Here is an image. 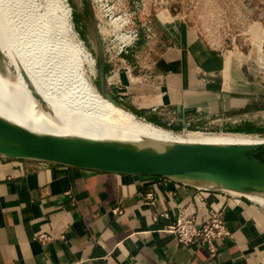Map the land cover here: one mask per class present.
I'll use <instances>...</instances> for the list:
<instances>
[{"label": "crops", "instance_id": "0c3cea01", "mask_svg": "<svg viewBox=\"0 0 264 264\" xmlns=\"http://www.w3.org/2000/svg\"><path fill=\"white\" fill-rule=\"evenodd\" d=\"M73 4L84 13L80 1ZM153 28L161 47L148 69L130 58L132 74L123 69L112 88L106 84L125 109L169 129L175 113L185 128L259 110L260 100L249 102L264 98V80L247 67L256 60L209 46L169 8L154 15ZM232 54L242 59L240 72L228 66ZM229 194L0 156V264H264V207ZM116 206L122 215L113 213ZM211 209H224L233 236L215 256L168 232L182 213L201 225Z\"/></svg>", "mask_w": 264, "mask_h": 264}, {"label": "bare ground", "instance_id": "6f19581e", "mask_svg": "<svg viewBox=\"0 0 264 264\" xmlns=\"http://www.w3.org/2000/svg\"><path fill=\"white\" fill-rule=\"evenodd\" d=\"M66 1L0 0L1 119L40 135L104 142H264L248 135L170 132L113 104L92 84L87 68H94L95 63L74 35ZM261 49L260 44V52ZM239 64L241 60L236 63L237 68ZM185 182L216 188L209 182ZM225 192L264 205V195Z\"/></svg>", "mask_w": 264, "mask_h": 264}, {"label": "rangeland", "instance_id": "374dc122", "mask_svg": "<svg viewBox=\"0 0 264 264\" xmlns=\"http://www.w3.org/2000/svg\"><path fill=\"white\" fill-rule=\"evenodd\" d=\"M76 1H80L83 4L84 13L82 14H85V24L87 23V28L80 25V23H84V21L77 16L78 10L73 4L74 0H67L66 5L71 12V26L74 35L78 38L85 52L95 63L94 68H87L92 84L95 88L98 87L99 70L102 65L105 67V72L109 73L108 76L113 83L116 79L115 76L110 73L114 72L115 69L119 67L124 69L122 64L116 61L106 64L105 57L107 55L103 53L101 56L99 49V44H107L109 38L110 40H113L112 35L115 29V20L120 17L124 21L132 19L135 22V25L140 32V40L137 43V47L130 55H123L122 57L127 61L128 59L133 58V60L137 62V65H141V62L143 63V66L148 69L147 67L151 65L149 59L156 55L157 52L160 51L158 50L160 49L159 47H161L160 44H155L156 33L153 28V17L158 11L166 8L172 9L175 14L182 16L184 20L197 30L198 36L201 40L209 46L223 50L226 55H229V52L239 51L244 55L250 56L251 60H256L255 64L252 63L247 65V67L249 69L251 68L250 70L256 78L264 80V47H262L263 52L262 49L260 52V44H264V0ZM69 2L71 6L69 5ZM75 16H77V19ZM160 16L165 20L164 14H161ZM77 32L79 33L80 38ZM135 52L137 53L135 54ZM230 56L231 57L228 59V66L231 65V68L234 71L239 72L240 68H237L236 63L238 60L240 61L242 59L236 54ZM138 58L141 61H139ZM233 62L235 63L233 64ZM147 75V73L143 74L144 80L147 78ZM97 89L100 91L99 88ZM62 99H64V97L60 100ZM255 100H260L257 105L259 110L255 112H249L246 114L233 113L229 116L220 117L215 122L206 121L204 123H193L192 121V124L187 130L182 127L180 131H168L181 134L190 131L211 135L235 134L231 131L232 126L237 125L238 127L243 124H248L252 130V134L248 136L259 138L260 140L264 139V98H249L251 104ZM118 102L123 106L120 101ZM230 110H237V108L235 107V109ZM136 116L138 119L145 121L141 116ZM172 117L176 120L174 128L177 129L179 123L176 113ZM238 196L241 197L240 195H235V197ZM260 205L264 207V205Z\"/></svg>", "mask_w": 264, "mask_h": 264}, {"label": "water", "instance_id": "95a60500", "mask_svg": "<svg viewBox=\"0 0 264 264\" xmlns=\"http://www.w3.org/2000/svg\"><path fill=\"white\" fill-rule=\"evenodd\" d=\"M77 16L86 22L82 13L77 12ZM99 49L102 56V44ZM106 84L102 65L100 92L113 104L122 106L106 90ZM0 156L108 174L166 177L182 183L209 182L222 191L264 195V142L228 145L104 142L40 135L0 118Z\"/></svg>", "mask_w": 264, "mask_h": 264}, {"label": "built area", "instance_id": "2783aa9c", "mask_svg": "<svg viewBox=\"0 0 264 264\" xmlns=\"http://www.w3.org/2000/svg\"><path fill=\"white\" fill-rule=\"evenodd\" d=\"M114 25L115 29L112 35L113 40H110L109 38L107 44H103L104 53L107 55L105 57V62L107 64L116 61L122 64L124 69L127 70L129 74H132L130 64L122 56L130 55L131 52L137 47V43L140 40V32L132 19L124 21L119 17L115 20ZM78 36L80 38L79 33ZM122 70L123 69L119 67L110 74H113L115 79H118ZM108 75L109 73H106V81L108 86L112 88L115 83L111 82ZM190 125L191 123H185V130H187ZM153 178L164 184L179 182L166 177ZM198 190L201 191L202 189ZM229 195L231 196V194ZM233 196L234 195H232V197ZM147 197L149 200H151L153 199V194L150 193L147 195ZM198 197L201 198V194ZM113 213L115 215H122L123 210L120 206H116L113 210ZM167 230L168 232L172 233L176 237L177 241L183 246L205 248L212 256L217 254L219 250V244L228 242L233 238L227 222L225 221L224 209L209 210L206 220L201 225H198V221L194 215L182 213L178 216L173 224L168 226ZM42 238L47 240L45 236Z\"/></svg>", "mask_w": 264, "mask_h": 264}, {"label": "trees", "instance_id": "16d2710c", "mask_svg": "<svg viewBox=\"0 0 264 264\" xmlns=\"http://www.w3.org/2000/svg\"><path fill=\"white\" fill-rule=\"evenodd\" d=\"M75 18L77 19V16H75ZM97 86H98L97 88H99V81H98ZM133 114H135V113H133ZM147 122L152 123V124H154L156 126H160V127L164 128L166 130H179L180 131L182 129L181 127H178L177 129H175V128L174 129H169V128H166L165 126H163V125H161V124H159L157 122H152V121H147ZM231 131H232V133H235V134H244V135H251L252 134V130L250 128V125H248V124H243V125L238 126L236 128H232Z\"/></svg>", "mask_w": 264, "mask_h": 264}]
</instances>
